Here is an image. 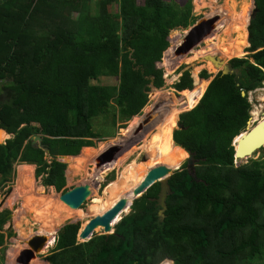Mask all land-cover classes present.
I'll return each mask as SVG.
<instances>
[{
    "label": "trees",
    "instance_id": "1",
    "mask_svg": "<svg viewBox=\"0 0 264 264\" xmlns=\"http://www.w3.org/2000/svg\"><path fill=\"white\" fill-rule=\"evenodd\" d=\"M87 2L0 0V80L6 82L0 88V128L12 134L0 144V188L20 162L35 166L42 186L68 190L66 163L56 158L78 159L83 147L92 149L103 140L104 133L93 129L100 116L121 128L137 118L151 87L164 84L156 63L169 45L170 31L195 22L191 0H99L95 16L89 15ZM254 2L257 11L247 26L249 54L228 62L237 72L219 71L203 93L209 77L204 69L199 85L189 70L172 85L182 93L179 105L198 101L179 114L182 129L173 133L193 153V171L187 163L175 170L187 154L163 126L152 133L154 157L133 184L161 163L174 170L164 216H158L156 182L133 200L110 235L78 242L80 224L63 225L46 256L50 264H253L264 258V172L258 160L235 166L232 145L250 118L249 92L264 81V0ZM245 25L246 19L243 32ZM99 77L117 83L93 84ZM32 135L41 136L47 155L31 144ZM167 138L168 149L162 143ZM106 179L114 180V173ZM9 214L0 211V248L11 236L3 229Z\"/></svg>",
    "mask_w": 264,
    "mask_h": 264
},
{
    "label": "rangeland",
    "instance_id": "2",
    "mask_svg": "<svg viewBox=\"0 0 264 264\" xmlns=\"http://www.w3.org/2000/svg\"><path fill=\"white\" fill-rule=\"evenodd\" d=\"M253 1L191 0L192 15L195 18L194 24L209 17L217 16L211 31L189 52L178 54L176 48L181 44L187 30L193 24L185 29L180 27L171 30L168 36L172 37V40H168L169 45L164 51L161 61L156 63V66L163 70V86L159 89L151 87L148 93V103L141 113L136 115L137 118L132 117L123 128L118 127V124L112 127L110 119L105 117L96 118L93 129L97 133H104L103 140L98 141L95 147H88L92 149L83 147L80 153L76 155L78 159L66 160L65 187L70 189L80 184L88 183L90 185L91 193L78 209H72L60 201L59 193L61 192L56 194L51 187L42 186L40 178L34 176L32 166H22L18 173L16 172L12 176L11 180L0 188V211L8 210L11 214L3 227L4 231L8 232L9 221L12 222V228L9 230L11 236L6 238L4 245L0 248L3 264H16V258L21 250L27 248V239L32 235L48 233L50 227L51 233L47 235L52 236L55 241L57 233L63 225L79 221L81 228L84 227L90 217L96 216L104 210H109L119 198L126 195L134 187L133 184L143 172L146 160L154 157L153 153L157 146L151 145L152 133L156 132V128L160 129L165 126L167 132L171 134L174 128L171 125L173 120L176 119L177 122L180 113L192 109L198 102L189 106L187 104L181 106L177 103V100L182 99L183 96L172 85L178 80L182 71L189 70L194 84L199 85L198 74L201 70H206L209 77L202 86L203 91L207 83L226 62L232 58H240L235 56L245 54L242 57H246L249 54L246 51L249 46V43L247 45V15L250 4V14L252 12ZM242 14L246 16L245 37L242 30V23L245 22V19L242 18ZM205 55L220 57L223 63L216 67L210 60L204 58ZM208 62L212 66H209ZM92 83L115 84L117 81L113 77H99ZM153 93L154 98L151 99ZM248 100L251 103L250 124L248 125L250 128L254 123L251 120V113L254 110L258 111L259 118L264 117V88H257L249 92ZM160 102L163 104L159 105ZM156 115L159 118L154 120ZM151 120H154L153 123L147 126ZM140 124L146 125L141 128L139 127ZM5 138L7 137L1 138L0 141ZM162 143L167 144V149L170 147L169 138L163 140ZM111 145L120 146V150L110 163L101 167L98 166L99 155ZM252 160H258L264 172V145L251 156L234 159V165L248 164ZM112 172L114 173V180L106 183L107 175ZM100 200L102 202L100 210L94 211ZM129 212L130 207L124 209L119 218L113 220L111 232L114 231L115 225L120 221L119 219ZM41 230L46 231L41 232ZM54 231L55 233L52 235ZM99 234L101 231H94L93 233V235ZM77 241L81 242L78 238ZM54 245L55 242L49 248L44 249L43 247L29 264H50L46 260V256L51 252ZM167 264L173 263L169 261ZM253 264H264V258L254 260Z\"/></svg>",
    "mask_w": 264,
    "mask_h": 264
},
{
    "label": "water",
    "instance_id": "3",
    "mask_svg": "<svg viewBox=\"0 0 264 264\" xmlns=\"http://www.w3.org/2000/svg\"><path fill=\"white\" fill-rule=\"evenodd\" d=\"M256 11H257V7L255 2L253 1V9L250 14L249 21L250 19L253 18ZM216 20H217V16L209 17L190 26L181 44L176 48V53L184 54L186 52H189L211 31L212 26ZM167 39L169 40V36H167ZM204 58L210 60L216 67H219V65L222 63V60H220L219 58L211 57L209 55H205ZM219 71L221 72L222 75L235 73V70L230 67L228 62H226ZM241 95L244 96L245 92L241 91ZM161 104L163 103L160 102L159 105ZM249 124H250V118L247 122V126L245 130L241 132L239 135L235 136L232 141V145L235 146L234 159H242L247 156H251L256 150H258L263 146L264 120L257 123V125H255L251 129L248 127ZM179 129H182V125L177 121L176 126L172 130V139H173L174 131ZM1 133L7 134V132L4 129L0 128V134ZM29 140L33 146L44 149L46 155L48 154L49 152L48 149L44 148V146L41 143L40 135H32L29 138ZM2 143L4 142L0 141V144ZM173 143L174 145L180 147L186 152L187 157L182 161L181 165L184 162H186L187 168L192 172L194 166L193 153L185 149L174 139H173ZM119 149L120 146L111 145L105 151H103L99 155L98 166L101 167L106 163H110L114 159L115 154L119 151ZM56 159L60 162L65 163L67 160V156H58ZM180 166L177 167L175 170H178ZM173 171L174 170L172 168L168 167L165 164H159L152 167L150 170L147 171V173L142 177V179L128 193H126V195L119 198L118 201L108 211H106L102 215H96L90 217L88 219V222L85 224V226L82 229L80 226L77 234L78 240L81 242L90 240L97 227L101 228L100 229L101 234L110 235L114 233V231L111 232L113 220L124 209L129 208L134 199L140 197L152 184L156 182L160 184V191L158 193V197L156 198L157 204L160 206V209L158 211V216L163 217L164 211L166 209V197L171 192L168 184V178L171 176ZM51 189L56 194L59 193L55 190L54 187H51ZM90 193L91 190H90V185L88 183L80 184L66 190L63 193H59V200L72 209H78L84 203V201L90 195ZM9 216H11V214ZM121 219L122 217L119 220ZM74 223L80 224L79 221H75ZM11 228H12V222L9 221V227L7 228V230L9 231ZM46 243H47L46 235L44 234L32 235L30 238L27 239V245H28L27 248L21 250L18 257L16 258V264H29L30 261L36 256V254H38L39 251L44 246H46Z\"/></svg>",
    "mask_w": 264,
    "mask_h": 264
},
{
    "label": "bare ground",
    "instance_id": "4",
    "mask_svg": "<svg viewBox=\"0 0 264 264\" xmlns=\"http://www.w3.org/2000/svg\"><path fill=\"white\" fill-rule=\"evenodd\" d=\"M249 7V10H248V15H247V21L249 22V17H250V9H251V4L248 6ZM242 18L243 19H245V15L244 14H242ZM244 23H242V25H243ZM243 29V28H242ZM209 56H211V57H215V56H212V55H209ZM215 58H218V57H215ZM219 59H220V57H219ZM221 60V59H220ZM222 63H223V60H222ZM221 63V64H222ZM220 64V65H221ZM209 83V82H208ZM208 83H207V85H208ZM206 85V86H207ZM205 86V87H206ZM205 89V88H204ZM204 91V90H203ZM203 91H202V93H203ZM250 96V95H249ZM250 98H251V96H250ZM262 99V98H261ZM256 108V107H255ZM258 110V109H257ZM258 111H253L252 113H251V120L254 122L253 123V125L250 127V129L252 128V127H254L255 125H257V123H259V122H261L262 120H264V117L263 118H259L258 117ZM5 137V134L4 133H1L0 134V139L1 138H4ZM238 139V138H237ZM236 139V140H237ZM263 145H264V143H263ZM71 156H67V159H69ZM133 162H134V160H133ZM141 173V172H140ZM128 178H129V176L127 177V180H128ZM99 203H98V206L100 205V204H102V202H101V200L100 201H98ZM98 206L94 209V211H98ZM121 214H119L116 218H118L119 216H120ZM48 229V228H47ZM46 230H41V232H45ZM48 233H51V228L49 227V229H48V231H47ZM48 233H41V234H44V235H46L47 236V243H46V246H44V249H46V248H49L50 246H52L53 244H54V239L52 238V236L51 237H49V235H47ZM54 233H55V231L52 233V235H54ZM50 240V241H49Z\"/></svg>",
    "mask_w": 264,
    "mask_h": 264
},
{
    "label": "crops",
    "instance_id": "5",
    "mask_svg": "<svg viewBox=\"0 0 264 264\" xmlns=\"http://www.w3.org/2000/svg\"><path fill=\"white\" fill-rule=\"evenodd\" d=\"M71 1V0H70ZM88 2H87V8H88V13H89V15H91V16H95L96 15V13H97V9H98V1L99 0H87ZM113 5H114V3H113ZM76 6V5H75ZM113 8H114V6H113ZM77 16V12L75 11V10H71V12H70V17H73V18H75ZM4 84H6V82H4V81H2V80H0V88H1V85L3 86ZM5 137H7V138H11L12 137V134H5ZM7 138H5L4 140H3V142L7 139ZM25 165H27V166H32L33 167V170H34V165L33 164H27V163H20V162H17V163H15L14 164V171H13V176L16 174V172L18 173V170L19 169H21V167L22 166H25Z\"/></svg>",
    "mask_w": 264,
    "mask_h": 264
},
{
    "label": "flooded vegetation",
    "instance_id": "6",
    "mask_svg": "<svg viewBox=\"0 0 264 264\" xmlns=\"http://www.w3.org/2000/svg\"><path fill=\"white\" fill-rule=\"evenodd\" d=\"M158 118H159V117L156 115V116H155V118H154V120H157ZM154 120H151V121H150V122L147 124V126H148L150 123H153V121H154ZM177 121L179 122V118H178V120H177ZM145 125H146V124H145ZM145 125L143 126V125H141V124H140V126H139V127H141V128H142V126H143V127H145ZM119 150H120V149H119ZM184 163H186V162H184ZM184 163H183V164H184ZM183 164H182V165H183ZM182 165H181V166H182Z\"/></svg>",
    "mask_w": 264,
    "mask_h": 264
},
{
    "label": "built area",
    "instance_id": "7",
    "mask_svg": "<svg viewBox=\"0 0 264 264\" xmlns=\"http://www.w3.org/2000/svg\"><path fill=\"white\" fill-rule=\"evenodd\" d=\"M261 88H264V81H263V86Z\"/></svg>",
    "mask_w": 264,
    "mask_h": 264
}]
</instances>
